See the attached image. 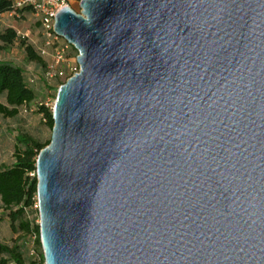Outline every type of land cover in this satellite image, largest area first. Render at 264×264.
I'll list each match as a JSON object with an SVG mask.
<instances>
[{
    "label": "water",
    "instance_id": "95a60500",
    "mask_svg": "<svg viewBox=\"0 0 264 264\" xmlns=\"http://www.w3.org/2000/svg\"><path fill=\"white\" fill-rule=\"evenodd\" d=\"M37 159L45 264H264V0H80Z\"/></svg>",
    "mask_w": 264,
    "mask_h": 264
},
{
    "label": "trees",
    "instance_id": "16d2710c",
    "mask_svg": "<svg viewBox=\"0 0 264 264\" xmlns=\"http://www.w3.org/2000/svg\"><path fill=\"white\" fill-rule=\"evenodd\" d=\"M26 10L34 12L31 6L17 7L15 0H0V16L8 13L20 14ZM0 41V49H9L19 42L26 60L46 69L47 63L35 46L22 39L14 28L3 30ZM33 105H36V111L42 114L47 126L53 130V108L46 105L44 100H38V94L30 86L24 69L13 62L0 60V115L16 117L22 107L31 109ZM15 140V162L0 168V203L9 217L12 231L20 235L13 244L0 241V264H37L30 254L28 240L33 236L34 243L42 248L40 226L34 218H30V213L35 210L39 214L36 207V164L41 150L49 145L51 139L42 141L21 132ZM4 213H0V225L4 221ZM42 262L45 263L44 254Z\"/></svg>",
    "mask_w": 264,
    "mask_h": 264
},
{
    "label": "rangeland",
    "instance_id": "374dc122",
    "mask_svg": "<svg viewBox=\"0 0 264 264\" xmlns=\"http://www.w3.org/2000/svg\"><path fill=\"white\" fill-rule=\"evenodd\" d=\"M71 7L80 12V0H71ZM9 27L14 28L18 35L22 39H26L29 44H33L35 47L42 44L40 26L35 13L31 10L12 16L9 14L1 15L0 33ZM0 44H2L1 41ZM0 60L10 61L21 66L30 81V86L36 90L38 100H44L49 106L54 105L57 95L56 88H49L44 80V68H40L37 64L26 60L25 52L19 42L9 49H0ZM73 62H75L74 59ZM26 108L28 111H26ZM21 132L28 133L42 141L49 140L52 137V130L45 123L42 114L36 111V105H33L31 109L22 107L16 117L0 115V168L3 165H11L15 162V138ZM0 213H4L1 203ZM38 217L39 214L35 210L30 213V218H34L39 224L40 219ZM19 235L12 231L9 217L4 213V221L0 225V241L13 244ZM28 241L29 248L35 250V255L32 256L33 260L37 261V264H43V248L34 243L33 236Z\"/></svg>",
    "mask_w": 264,
    "mask_h": 264
},
{
    "label": "built area",
    "instance_id": "2783aa9c",
    "mask_svg": "<svg viewBox=\"0 0 264 264\" xmlns=\"http://www.w3.org/2000/svg\"><path fill=\"white\" fill-rule=\"evenodd\" d=\"M15 4L17 7L31 6L33 8L42 36V44L35 48L47 63L43 78L49 88H59L81 70L77 62L78 50L54 31L57 13L62 8L71 6V0H15ZM8 14L13 15V13ZM46 105L49 106L47 102ZM50 107L53 108L54 105ZM26 111H28L27 108ZM30 254L35 255L33 248H30Z\"/></svg>",
    "mask_w": 264,
    "mask_h": 264
}]
</instances>
